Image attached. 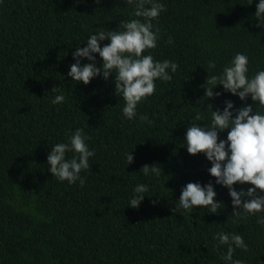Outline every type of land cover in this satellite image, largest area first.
Masks as SVG:
<instances>
[{
	"label": "trees",
	"instance_id": "1",
	"mask_svg": "<svg viewBox=\"0 0 264 264\" xmlns=\"http://www.w3.org/2000/svg\"><path fill=\"white\" fill-rule=\"evenodd\" d=\"M0 264H264V0H0Z\"/></svg>",
	"mask_w": 264,
	"mask_h": 264
}]
</instances>
